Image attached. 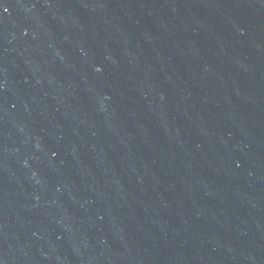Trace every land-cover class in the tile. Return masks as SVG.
Listing matches in <instances>:
<instances>
[{
	"label": "water",
	"instance_id": "1",
	"mask_svg": "<svg viewBox=\"0 0 264 264\" xmlns=\"http://www.w3.org/2000/svg\"><path fill=\"white\" fill-rule=\"evenodd\" d=\"M0 264H264V0H0Z\"/></svg>",
	"mask_w": 264,
	"mask_h": 264
}]
</instances>
